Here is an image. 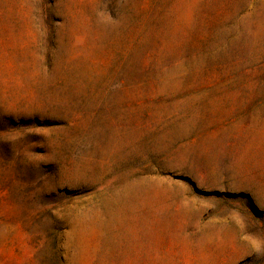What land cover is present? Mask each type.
<instances>
[{
    "label": "rangeland",
    "instance_id": "1",
    "mask_svg": "<svg viewBox=\"0 0 264 264\" xmlns=\"http://www.w3.org/2000/svg\"><path fill=\"white\" fill-rule=\"evenodd\" d=\"M0 264H264V0H0Z\"/></svg>",
    "mask_w": 264,
    "mask_h": 264
}]
</instances>
